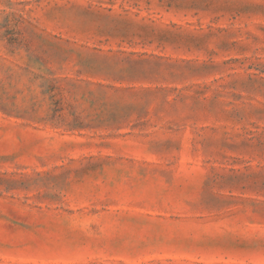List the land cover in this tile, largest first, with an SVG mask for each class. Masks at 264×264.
Here are the masks:
<instances>
[{
    "label": "rangeland",
    "instance_id": "obj_1",
    "mask_svg": "<svg viewBox=\"0 0 264 264\" xmlns=\"http://www.w3.org/2000/svg\"><path fill=\"white\" fill-rule=\"evenodd\" d=\"M0 264H264V0H0Z\"/></svg>",
    "mask_w": 264,
    "mask_h": 264
}]
</instances>
